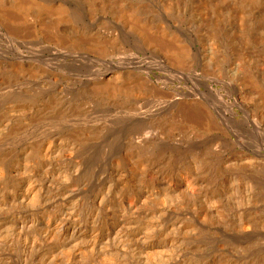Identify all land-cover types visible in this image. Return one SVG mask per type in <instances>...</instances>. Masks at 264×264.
I'll list each match as a JSON object with an SVG mask.
<instances>
[{
  "label": "bare ground",
  "instance_id": "obj_1",
  "mask_svg": "<svg viewBox=\"0 0 264 264\" xmlns=\"http://www.w3.org/2000/svg\"><path fill=\"white\" fill-rule=\"evenodd\" d=\"M129 1L0 0V99L12 94L8 97L14 101L11 106L0 100V264H264V0H216L223 5L233 1L238 20L208 26L173 16L183 15L185 1L175 0L181 6L166 9ZM111 12L142 49L168 52L159 53L169 57L159 65L173 70L171 77L154 74L148 65L138 67L139 74L108 66L100 74L95 71L97 76H85L90 78L85 82L77 73L65 76L41 64L50 59L79 68L102 64L109 54L123 51L117 42L120 32L117 36L106 27L108 19L94 22ZM162 18L172 31L159 24ZM207 28L209 34L202 35ZM178 33L190 41L201 39L202 74L193 69L189 40ZM214 34L235 45H230L235 52L229 48L231 68ZM225 71L235 107L253 126L255 142L241 125L236 128L232 106L219 108L209 97H220L213 84L224 81ZM176 77L197 84L170 96L167 88ZM66 79L81 83L84 91L82 101L73 102L77 113L95 106L127 114L142 92L160 101L178 98L180 116L143 120L133 133L119 136L87 124L72 135L52 129L20 142L15 156L11 144L23 141L35 122L58 119L53 125L72 109L66 103ZM36 99L38 109L32 107ZM207 102L221 117L197 118L207 127L217 126L223 136L228 134L229 140L222 141L240 148L226 161V147L202 140L200 121L199 126L196 117H187L191 108L206 114ZM222 123L229 130L223 131ZM236 173L246 180L238 181Z\"/></svg>",
  "mask_w": 264,
  "mask_h": 264
},
{
  "label": "rangeland",
  "instance_id": "obj_2",
  "mask_svg": "<svg viewBox=\"0 0 264 264\" xmlns=\"http://www.w3.org/2000/svg\"><path fill=\"white\" fill-rule=\"evenodd\" d=\"M137 2L139 1L140 2V0H136ZM135 0L133 1V2H135V4H138L137 2H136ZM143 1H145L144 3L145 4H147L148 3V5H150L151 7H155V8H157V7H163V8H165L166 6H168L169 4L170 5H172L174 8H176V6L178 7V6H181V5H183L184 6V8H183V6H181V12L183 13V15L182 14H178V12H175V13H172L173 14V16L174 17H178L179 16V18L183 21V22H185V23H189L191 20H198L200 23H203L204 25H206V26H208V25H210V24H212V23H214V24H220V23H222V21L224 22V20L225 21H234L235 19H237L238 20V17L237 16H239L238 15V13L236 12V11H234V10H236L235 8H236V4L235 3H233V1H228L226 4H219L216 0V2L214 1V0H178L177 2L175 1V0H141V4L143 3ZM146 1H149V2H151V3H149V2H146ZM183 1H185L184 3H183ZM214 1V2H213ZM129 2H131V0L129 1ZM162 2V3H161ZM179 3V2H182L183 4H181V5H178V4H176V5H174V3ZM143 3V4H144ZM229 3H231V5L229 4ZM235 4V6L233 5V4ZM141 4H138V5H141ZM152 4H153V6H152ZM165 4V5H164ZM185 4V5H184ZM157 5V6H156ZM226 5V6H225ZM228 5V6H227ZM234 6V7H233ZM256 8H255V10H254V12H256V17H257V15L259 14V12L260 13H262L259 9V6H255ZM183 8V9H182ZM166 9V8H165ZM226 9H228V10H226ZM182 10H184V12L182 11ZM174 11H176V10H174ZM191 11V12H190ZM228 11H230V12H228ZM257 12H258V14H257ZM112 14H114V12H111ZM177 13V14H176ZM110 13H108V14H106V16L104 15H98L97 17L98 18H96L95 20H94V22H99V21H101L102 19L105 21V20H107V22L109 23V24H107V22L105 21V25H106V27H110L109 29H113L112 31L114 32V30L115 31H117V32H115V34L118 36L119 35V32H120V35H119V38L117 37V42L118 41H120L119 42V44L121 45L122 44V47H124V48H126L125 50H124V48H123V51L125 52H123L122 51V49H120L119 51H116L115 53H111V54H109L108 56H110V57H108V56H106V58L104 59V60H106L104 63H102V64H100V63H96V64H89V66L88 65H79V68H76L78 65H71L70 63H66V62H61L60 64H57L54 60H50V59H44V60H42L41 62H43V63H41L42 65H44V66H46V63H47V68L48 69H51L52 71H56V72H58V70H59V72L60 73H62L63 75L65 74V76H72L73 74V76H75V75H81V77H83L82 78V80L84 81L85 80V82H86V80L88 81L90 78H87L88 76H90L91 75V73H93V74H95L94 72L95 71H98L99 69V71H98V73L100 74V73H102L104 70H108V69H110V68H112V67H118L119 66V68H120V70L122 71V72H129V73H134V74H139V69H138V67H146L147 65L148 66H151L153 69H152V71H153V73L154 74H157V75H160V76H163V77H171V75L170 74H173V70H170L169 71V69H167V67L165 68L163 65H159V62H163L164 63V59L166 60V61H168V59L167 58H169V57H166V56H168V52L165 50L164 52H162V51H160L159 53L161 54V55H163V54H165L164 56L166 57V58H162L161 56H160V54L159 53H156L155 51L156 50H145V49H142V46L134 39V37H131L126 31V29L124 28L125 26L123 25V21H122V19L121 18H119V16L118 15H116V14H114V16L112 15V14H110ZM225 14V15H224ZM226 14H227V16H226ZM232 14V15H231ZM185 15V16H184ZM200 15V16H199ZM229 15V16H228ZM236 15V16H235ZM118 17V18H116V17ZM182 16V17H181ZM262 17V15H258V17L259 18H261ZM100 17H101V19H100ZM103 17V18H102ZM107 17V18H106ZM115 17V18H114ZM185 19H184V18ZM234 17V18H233ZM237 17V18H236ZM113 18V19H112ZM191 18V19H190ZM220 18H222L221 20H220ZM258 18V19H259ZM117 19V20H116ZM118 19L120 20L119 22H118ZM190 19V21H188V20ZM211 19V20H210ZM213 19V20H212ZM115 20H116V22H115ZM187 20V21H186ZM205 20V21H204ZM112 21V22H111ZM207 21V22H206ZM215 21V22H214ZM218 21V22H217ZM116 23V25H115V23ZM117 22H118V24H117ZM162 23V24H161ZM167 22L165 21V20H163V18L160 20V25L161 26H163V27H165V28H167L168 30L170 29L171 31L173 30L172 28H170L167 24H166ZM111 25H113V26H111ZM121 26H123V27H121ZM184 26H186V24H184ZM120 28V29H119ZM121 28H122V30H121ZM126 30V31H125ZM206 31H202V35H204V33L206 34L207 32H209V30H208V28L207 29H205ZM124 31H125V33H124ZM179 34V36L182 38V39H185V38H187V37H185L183 34V36L181 35V33H178ZM190 34V33H189ZM196 34V33H195ZM207 34H209V33H207ZM129 35V36H128ZM214 35H216V34H214ZM121 36H123V37H121ZM125 36H126V39H125ZM195 36V37H194ZM128 37H129V39H128ZM216 37H218L217 39H218V43H219V45H220V49L223 51V52H225L227 55V57H228V62H227V68H231L230 67V65H231V61H232V58H230V57H233V54H232V51H233V49L234 48H236L235 47V45H231V46H233V49L231 48V46L229 45V43H227V40H225L224 38L225 37H222L221 35L220 36H217L216 35ZM120 38H121V40H120ZM193 38H196V35H193ZM188 39V38H187ZM219 39H221V40H219ZM130 40V41H129ZM189 40V39H188ZM193 41V42H192ZM192 41H190L189 40V44H190V46H191V49H192V53H194L193 54V58H192V65H193V69L195 70V72H198V74H202V68H201V66L199 65V59H198V56H197V54H198V52H197V50H199V49H201V47H202V41H201V39L199 40V39H195V41L194 40H192ZM226 41V42H225ZM192 42V43H191ZM137 43V44H136ZM195 43V44H194ZM223 44H225L224 46H223ZM119 45V46H120ZM124 45V46H123ZM126 46V47H125ZM227 46V47H226ZM121 47V46H120ZM121 47V48H122ZM162 48V47H161ZM229 48H231L232 49V51H231V49L229 50ZM128 49V50H127ZM163 49V48H162ZM145 51H146V53H145ZM157 51H159V50H157ZM163 54H162V53ZM165 52H167V53H165ZM233 52H235V51H233ZM120 53V55H118ZM230 53V54H229ZM122 54V55H121ZM115 56V57H114ZM131 56V57H130ZM130 61H129V60ZM133 59V60H132ZM49 60V61H48ZM108 60H110V61H108ZM136 60V61H135ZM145 60V61H144ZM196 60V61H195ZM113 61V62H112ZM127 61H129V62H127ZM154 61H155V63H154ZM130 62H131V65H130ZM137 62H139V63H137ZM145 62V63H144ZM146 62H147V64H146ZM230 62V63H229ZM52 63H55V64H52ZM112 65H111V64ZM118 63H120V64H118ZM135 63V64H134ZM138 64V66H137V64ZM141 63V64H140ZM151 63V64H150ZM157 63V64H156ZM69 64V65H68ZM79 64H81L80 62H79ZM88 64V63H87ZM107 64V66H105V65ZM115 64H117V65H115ZM132 64H134L133 66H132ZM150 64V65H149ZM230 64V65H229ZM50 65H52V66H50ZM115 65V66H114ZM125 65V66H124ZM129 65V66H128ZM54 66H56V67H54ZM76 66V67H75ZM82 66V67H81ZM88 66V67H87ZM97 68H96V67ZM110 68H109V67ZM112 66V67H111ZM124 66V67H123ZM127 66H128V68H127ZM136 68H135V67ZM147 66V67H148ZM62 67V68H61ZM72 67V69H70V68ZM130 67V68H129ZM160 67V68H159ZM163 67L165 68V69H163ZM56 68V69H55ZM76 68V69H75ZM86 68V69H85ZM96 68V69H95ZM131 70V71H129V70ZM138 69V70H137ZM167 69V70H166ZM74 70V71H73ZM87 70V71H86ZM169 71L168 73V75H167V72H164V71ZM201 70V71H200ZM68 71V72H67ZM134 71V72H133ZM64 72V73H63ZM87 72V73H86ZM136 72V73H135ZM172 72V73H171ZM75 73H77V74H75ZM98 73H96L95 75H93V76H97V75H99ZM67 74V75H66ZM72 74V75H71ZM88 74V75H87ZM152 75V78L154 79V80H156V76L155 75ZM226 74H228L227 76H226ZM91 75V76H92ZM85 76H87V77H85ZM90 76V77H91ZM226 76V77H225ZM224 81L222 82V83H219V84H213L212 82H210L211 84H213L214 85V88L216 89V93H218L219 95H220V97L219 96H217L216 98H214V97H212V96H209L210 97V99L212 100V102L215 104V105H219V104H221V105H219V108H221V107H224L225 105L226 106H232L233 107V109L236 111V115H235V117H234V124L236 125V128H240V125L242 126L241 127V129L242 130H244V129H246V133H248V139L249 140H251L252 142H255V139L253 138L254 136H253V132H252V130H253V126L252 125H250L249 123H248V120H247V118L246 117H243L244 115H243V112L238 108V107H235V97H236V95L234 94V92H233V85H230V84H233V83H231L230 81V78H229V71H225L224 72ZM229 78V79H228ZM178 79V80H177ZM228 80H230V81H228ZM66 81V82H65ZM64 81V84L66 83V87H65V89H66V95H67V99L66 100H68V102L70 101V102H72V103H68V102H66L67 103V105H70V106H67L68 108L69 107H71L72 109H70L71 110V112H73V111H75V112H73V114L71 113V112H69L70 110H68V112L65 114V115H63V116H61V117H63V118H61L62 120H59V121H57V122H55L53 125H51V124H49L50 122H52L53 120H49V119H45V118H42L40 121H38V122H35L34 123V126H33V128L31 129V128H29V130H28V132H26V137H24V138H22V140L23 141H15L14 143H12L11 144V147L14 149L15 148V150H16V153H15V156H17V153L20 151V142L21 143H23V142H25L26 141V138H28V137H31V135L33 136V137H36V135H42V134H44V136L45 135H47V133L48 132H50V131H52V129L54 130V131H52V133H55V134H65L66 135V133L67 134H69V135H72L73 133H75V131H76V133L75 134H77V133H79L80 132V130H82V129H84L83 128V126L85 127V125H86V127L85 128H88L89 126V129H91L92 127H93V129L95 128V127H101V129H99V130H101L105 135H114L115 134V136H119V135H126V134H130V133H133V131L136 129V128H138L137 126V124H139L141 121H143V120H145V122L146 121H149V120H151V119H153L154 121H152V122H155V121H158L159 119H161V117L162 118H167V117H169V118H171V117H179L180 115H179V113L178 112H176L177 110H176V107L178 106V104H176V103H178V98L177 99H175L176 97H170V96H173V95H176L177 93L178 94H181V93H184V92H188L189 91V89H190V87H192L195 83L197 84V82H193V81H191V80H189V81H187V80H183V79H179V78H175V79H173L171 82H170V85H169V87L167 88V91H169L170 92V96H167L166 98H164V100H161L160 101V97H155L154 99L151 97V96H148L146 93H143L142 94V92L140 93V94H138L134 99H132V102H131V104L132 105H134V107L132 108V109H130V113H127V114H121V113H118V112H113V111H111L110 112V110L108 111V110H104V109H98V108H94L95 106H86L89 110L91 109V108H93L94 109V112H92L93 111V109H91L90 110V112H89V110H88V112H86V111H79L78 113H77V111L78 110H75V105H76V103H78L77 101H82V99L84 98V91L82 90V88H81V83H76V81L74 80H72L71 82H67V79ZM226 81V82H225ZM68 83V84H67ZM226 83H228V84H226ZM77 84V85H76ZM224 84V85H223ZM71 85H73V86H71ZM159 85H161L162 86V84H160L159 83ZM77 88H76V87ZM79 86V87H78ZM225 86H226V88H225ZM74 87V88H73ZM205 87L204 86H202V90H204L205 91ZM80 90L81 91H83V92H80ZM231 90V91H230ZM218 91V92H217ZM227 91H229V92H227ZM222 94V95H221ZM10 95H12V94H3V95H1V99L0 100H2V102H4V104L5 103H8V104H11V106L12 105H14V101H12L13 99H11V98H13V97H11ZM4 96H5V98H7V99H5L4 98ZM7 96V97H6ZM11 97V98H9V97ZM223 98H222V97ZM41 97H44V95H41ZM73 98V99H72ZM5 99V100H4ZM40 99V98H39ZM39 99H36V104L35 105H33L32 104V107H36V109H38L37 107L40 105V104H37L40 100ZM174 100V102H173V100ZM222 101V102H221ZM11 102V103H10ZM75 103V105H74V103ZM13 103V104H12ZM135 103V104H134ZM137 103V104H136ZM71 104H72V106H71ZM210 103L209 102H207L206 103V109H204L205 111H204V113H206V114H204V115H200V114H202V111L200 112V110L199 109H193V108H191L189 111H192V112H188V116L187 117H198V118H201V116L202 117H205V116H207V115H213V116H211V117H221V116H216L218 113H217V111H215L216 109L211 105H209ZM207 106H210V108H207ZM90 107V108H89ZM73 108H74V110H73ZM87 108H86V110H87ZM214 108V109H213ZM12 109V108H11ZM97 109H98V111H97ZM138 109V110H137ZM73 110V111H72ZM185 110V109H184ZM196 110V111H195ZM198 110H199V112H198ZM211 110V111H210ZM212 110H213V112H212ZM104 111V112H103ZM187 111H188V109H187ZM193 111H195L196 112V114H195V112H193ZM82 112H83V114H82ZM215 112V113H214ZM86 113V114H85ZM89 113V114H88ZM199 113V114H198ZM209 113V114H208ZM72 114V115H71ZM74 114H76V115H74ZM216 114V115H215ZM67 115V116H66ZM177 115H179V116H177ZM200 116V117H199ZM209 116H207V117H209ZM4 117H6V116H4ZM74 117H75V120H74ZM82 117V118H81ZM90 117H91V119H90ZM103 117H107L106 119L105 118H103ZM109 117V118H108ZM111 117V118H110ZM125 117V118H124ZM144 117V118H143ZM159 117V118H158ZM225 117H231L230 116V114H228L227 116H225ZM241 117V118H240ZM69 118H73V120L74 121H72V119H69ZM78 118H81V119H78ZM114 118V119H113ZM146 118V119H145ZM155 118V119H154ZM196 118H194V120L197 122L199 119L197 118V120H196ZM236 118V119H235ZM244 118V119H243ZM89 119H90V121H89ZM108 119V120H107ZM117 119V120H116ZM119 119V120H118ZM246 119V120H245ZM49 120V122H47ZM55 120H58V119H55ZM72 121V123H71V121ZM76 120H78V121H76ZM82 120H84L83 122H82ZM115 120V121H114ZM138 120V121H137ZM220 120V119H219ZM238 120V121H237ZM93 122V123H89V122ZM95 121V122H94ZM109 121V122H108ZM114 121V122H113ZM130 121H131V125H130ZM172 120H169V122H171ZM195 121L193 122V123H195ZM200 122L199 123H201V120H199ZM247 122V123H245V122ZM46 122V123H45ZM71 123V124H69V123ZM81 124H80V123ZM97 122V123H96ZM98 122H100V123H102V124H100V123H98ZM123 122H126V123H123ZM138 122V123H137ZM240 122H242V123H240ZM36 123H38L39 124V128H41V129H38V126H35V125H38V124H36ZM42 123V125H40ZM45 123V124H44ZM75 123H77V124H75ZM79 123V124H78ZM89 123V124H88ZM117 123V124H116ZM137 123V124H136ZM198 122L196 123V125L197 124H199ZM204 123V122H203ZM245 123V124H244ZM83 124V125H82ZM124 124H126V127H127V129H126V127H125V125ZM127 125H129V126H127ZM196 125H193L194 127L196 126ZM201 125H202V128H201V126H200V124H199V126H197V128L199 129V131H200V133H201V139L202 140H204V141H209L210 140V142H212V143H217V141H218V143L217 144H215V146H217L218 145V147L219 148H224V147H226L225 149H224V154H223V157H222V159L224 160V161H226V160H228L230 157H232V155H234V154H236V152H238L239 150H240V148H239V146H237L236 144H234V143H231V142H229V141H222V139L223 140H225V138L224 137H226L228 134H224V136H223V133L224 132H221L220 130H218L219 128L217 127V126H208L207 127V124L205 125V123L204 124H202L201 123ZM225 126V127H223V126ZM222 125H221V128H223V131L225 130V129H228V127L225 125V124H223L222 123ZM41 126V127H40ZM114 126H116L118 129H116V127H114ZM124 126V127H123ZM207 128H206V127ZM37 127V128H36ZM97 127V128H98ZM121 127V128H120ZM129 127V128H128ZM215 127V128H214ZM217 127V128H216ZM201 128V129H200ZM214 128V129H213ZM238 128V129H239ZM35 129L38 131H35ZM107 131H106V130ZM110 129V130H109ZM203 129V130H202ZM207 129V130H206ZM217 129V130H216ZM252 129V130H251ZM31 130V131H30ZM39 130H40V132H39ZM114 130V131H113ZM116 130H118V131H116ZM130 130V131H129ZM202 130V131H201ZM209 130V131H208ZM229 130V129H228ZM249 130V131H248ZM61 131V132H60ZM74 131V132H73ZM110 131H113L114 132V134L112 133H109ZM127 131V132H126ZM148 131H150V130H148ZM207 131V132H206ZM248 131V132H247ZM64 132V133H63ZM106 132H107V134H106ZM225 132H226V130H225ZM245 132V131H244ZM251 132V133H250ZM126 133V134H125ZM227 133H229L230 134V137H232V139H234V136H233V134L229 131H227ZM103 134V135H104ZM117 134H119V135H117ZM252 134V135H251ZM215 135V136H214ZM220 136H221V139H220ZM215 137H217V138H215ZM219 137V138H218ZM25 139V140H24ZM205 139H207V140H205ZM226 139H228V136L226 137ZM215 140V141H214ZM229 140V139H228ZM254 140V141H253ZM11 142H13V141H11ZM11 142H8L7 144H9V143H11ZM19 143V144H18ZM225 145H224V144ZM16 144H18V145H16ZM220 145V146H219ZM222 145V146H221ZM228 145V146H227ZM9 146V145H8ZM17 146V147H16ZM19 149V150H18ZM230 155V156H229ZM226 156H227V158H226ZM225 158V159H224ZM237 175H235L236 176V178L238 179V181H240V182H244L245 180H246V178H243L242 177V175L240 174V173H236ZM239 174H240V176L242 177V178H240V176H239Z\"/></svg>",
  "mask_w": 264,
  "mask_h": 264
}]
</instances>
